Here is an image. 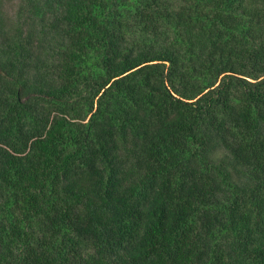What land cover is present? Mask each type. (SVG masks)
I'll return each mask as SVG.
<instances>
[{"label": "trees", "instance_id": "1", "mask_svg": "<svg viewBox=\"0 0 264 264\" xmlns=\"http://www.w3.org/2000/svg\"><path fill=\"white\" fill-rule=\"evenodd\" d=\"M11 2L0 264H264V0Z\"/></svg>", "mask_w": 264, "mask_h": 264}, {"label": "rangeland", "instance_id": "2", "mask_svg": "<svg viewBox=\"0 0 264 264\" xmlns=\"http://www.w3.org/2000/svg\"><path fill=\"white\" fill-rule=\"evenodd\" d=\"M5 8L6 11L9 13V16L14 15V13L17 11L18 8L17 0H12V2L8 3V5Z\"/></svg>", "mask_w": 264, "mask_h": 264}]
</instances>
